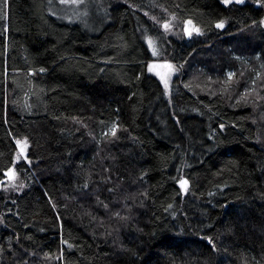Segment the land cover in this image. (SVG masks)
<instances>
[{"label": "trees", "instance_id": "1", "mask_svg": "<svg viewBox=\"0 0 264 264\" xmlns=\"http://www.w3.org/2000/svg\"><path fill=\"white\" fill-rule=\"evenodd\" d=\"M53 2L0 12V181L16 139L31 160L0 189V264H264V5ZM149 37L186 65L169 94Z\"/></svg>", "mask_w": 264, "mask_h": 264}, {"label": "rangeland", "instance_id": "2", "mask_svg": "<svg viewBox=\"0 0 264 264\" xmlns=\"http://www.w3.org/2000/svg\"><path fill=\"white\" fill-rule=\"evenodd\" d=\"M247 0H245L246 2ZM88 2V0H80V3L78 4H72V3H67V4H61L60 2H53V7H54V12L58 14V16H66L68 15L69 13H74V12H79L78 15L79 16H82L83 15V12H84V5L85 3ZM169 15V21L167 23L170 24V28H169V32H178V33H181L185 31V34L186 36L188 37H192L196 34H198L195 29H198V28H195L192 24L189 25L187 24L186 22H180L176 16L172 15V14H168ZM192 31V35L189 36L187 34L188 31ZM200 33V31H199ZM148 40V39H147ZM146 40V42H147ZM148 44V42H147ZM149 48H150V51L152 52L153 55H156V59L155 60H151L149 62V65L153 64V63H156V64H165V63H171L174 67L178 68V71L176 72H173L169 75V70L165 67H161L158 69V71L160 72H163L165 73L166 75H168V79H169V83H170V89H171V86H172V82H173V79L175 76H180L182 79L184 78L183 76H186V65H181V66H177L175 63L171 62L170 60H161V59H158V54H159V48L157 45H154V42L152 40V44L149 45ZM153 48H155L156 52L155 54L153 53ZM152 73L153 75H155L156 77L159 78L158 75H156V73L154 72H150ZM229 73H234L233 76L229 77ZM238 75V72L235 68H228L225 70V77H221V80L220 82L221 83H224V84H227V85H230L231 82H234L235 80V77ZM160 79V78H159ZM162 81V80H161ZM163 82V81H162ZM170 89H166L167 90V93L169 94L170 93ZM116 127V126H115ZM22 140V139H21ZM28 143V141H27ZM19 151V148L17 146V151H16V154L18 153ZM26 152H27V149H26ZM24 161L23 158L21 159L20 162ZM16 173V172H15ZM6 181L4 183L3 186H0V189L6 191V192H9V193H13V192H19L22 190L23 188V185L22 183L20 182L18 176H17V173H16V178L13 179V180H9L8 177L5 178Z\"/></svg>", "mask_w": 264, "mask_h": 264}, {"label": "snow or ice", "instance_id": "3", "mask_svg": "<svg viewBox=\"0 0 264 264\" xmlns=\"http://www.w3.org/2000/svg\"><path fill=\"white\" fill-rule=\"evenodd\" d=\"M60 3H61V4H67V3L78 4V3H80V0H60ZM222 3H223L224 5H230V4H233V3H236V4H243V3H245V0H222ZM256 3H257V4H260V5H264V0H256ZM7 8H8V0H0V12H5V10H6ZM53 14H55V13H53ZM152 19L155 20V17H153ZM186 23L189 24V25H191V24H192V21H191V20H188V21H186ZM225 23H226L225 20H220V21L217 22L216 27L222 29V28L225 27ZM262 23H264V22H262ZM163 28H164L166 31L169 30V28H170V24L167 23V22L164 23V24H163ZM195 31H196L197 33H199L200 30H199V29H195ZM187 34H188L189 36H191V35H192V31L189 30V31L187 32ZM147 42H148L149 45H151V44H152V38L149 37L148 40H147ZM155 52H156V50H155V48H153V53L155 54ZM161 67H165V68H167V69L169 70V75H170L171 73H173V72L178 71V68L174 67L171 63H165V64H163V65L153 63V64H151V65L148 66V71H149V72H154V73H156V75L159 76L160 80L163 81L164 88H165V89H170V83H169L168 75H166V74L163 73V72L158 71V69L161 68ZM40 71L43 72L44 69H40ZM233 75H234V73H229V77H231V76H233ZM220 127L223 128L224 125H220ZM111 134H112L113 136H115V134H116V127H113V128L111 129ZM15 143H16V145L18 146L19 151H18V153L14 156V160H13L12 168H10L8 171H6V172L4 173V175H5L6 177H8L9 180H13V179L16 178L15 166H16L17 164L20 163V161H21L22 158H23V160L26 161L27 163H29V164L31 163V160L28 159V155H27V152H26L27 147H29V145H28V143H27V137L23 138L22 140H21V139H16V140H15ZM178 182H179V184H180L182 187L185 188V190H187V185H188V183H189V181H188L187 179H181V180H179ZM4 183H5L4 181H0V186H3ZM85 187H87V185H85ZM110 191H111V189H110ZM145 195H146V193H145ZM49 199H51V198L49 197ZM52 206H53V208H55V204H53ZM169 207H171V206H169ZM57 215H59V214L57 213ZM116 215L119 216V213H116ZM121 219H126V217H121ZM210 239H211V238H209V240H210ZM64 243L67 244V241H64ZM69 247H71V245H69Z\"/></svg>", "mask_w": 264, "mask_h": 264}]
</instances>
